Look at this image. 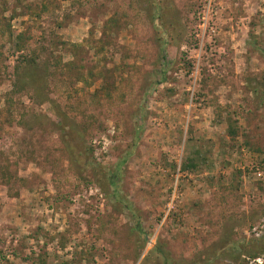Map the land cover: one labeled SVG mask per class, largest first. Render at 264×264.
Returning a JSON list of instances; mask_svg holds the SVG:
<instances>
[{"label": "rangeland", "instance_id": "rangeland-1", "mask_svg": "<svg viewBox=\"0 0 264 264\" xmlns=\"http://www.w3.org/2000/svg\"><path fill=\"white\" fill-rule=\"evenodd\" d=\"M254 42L264 0H0V264H264Z\"/></svg>", "mask_w": 264, "mask_h": 264}, {"label": "trees", "instance_id": "trees-1", "mask_svg": "<svg viewBox=\"0 0 264 264\" xmlns=\"http://www.w3.org/2000/svg\"><path fill=\"white\" fill-rule=\"evenodd\" d=\"M253 45H254V47L258 50V51H260V52H262V53H264V49H262L261 47H259L255 42L253 43ZM31 65H33V64H31ZM253 93L254 94H256L259 98H260V100H262V102H264V90L260 87V85H258V84H256L255 86H254V88H253ZM253 242H248V243H246L245 245H243V248L244 247H250V244H252ZM233 246H234V244H233ZM226 248L225 247H222L221 249H220V252H222V251H224ZM262 252V249H261V247H257L256 248V252L255 251H251V253H249V254H251V255H253V256H256L257 254H260ZM220 254V253H219Z\"/></svg>", "mask_w": 264, "mask_h": 264}]
</instances>
